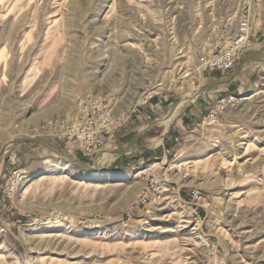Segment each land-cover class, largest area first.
Instances as JSON below:
<instances>
[{
    "label": "rangeland",
    "instance_id": "obj_1",
    "mask_svg": "<svg viewBox=\"0 0 264 264\" xmlns=\"http://www.w3.org/2000/svg\"><path fill=\"white\" fill-rule=\"evenodd\" d=\"M238 1L0 0V264H264V35L233 71L197 65ZM148 82L91 159L38 132L89 95L125 110Z\"/></svg>",
    "mask_w": 264,
    "mask_h": 264
},
{
    "label": "built area",
    "instance_id": "obj_2",
    "mask_svg": "<svg viewBox=\"0 0 264 264\" xmlns=\"http://www.w3.org/2000/svg\"><path fill=\"white\" fill-rule=\"evenodd\" d=\"M207 35L199 49L198 69L208 74L233 71L264 35V0H239L232 11L217 14L210 20ZM161 85L143 84L141 93L125 110L118 109L119 99L109 100L102 94L80 98L73 110L46 121L38 132L62 141L71 152L91 159L131 118L140 115L150 100L157 96ZM226 104L227 101L221 98L215 108L223 109ZM216 116V110H213L207 120L213 122ZM149 170L144 169L139 175ZM25 175L26 171L20 169L5 178L1 189L6 199L14 197ZM164 190L160 186L152 187L151 191L142 189L138 201L143 206L151 204ZM192 198L201 197L198 192H193ZM203 244L208 246L206 241Z\"/></svg>",
    "mask_w": 264,
    "mask_h": 264
},
{
    "label": "bare ground",
    "instance_id": "obj_3",
    "mask_svg": "<svg viewBox=\"0 0 264 264\" xmlns=\"http://www.w3.org/2000/svg\"><path fill=\"white\" fill-rule=\"evenodd\" d=\"M194 92H195V91H194ZM196 92H197V91H196ZM199 92H200V91H199ZM195 95H196V94H188V95H186V96L184 97V99H185V100H188V99L190 100V99H192L193 97H195ZM242 100H244V99H242ZM174 113H175V112H172L170 115H168V116L165 117V121H166L167 123H168V121L173 117ZM163 136H164V135H163ZM124 151H125V150H124ZM116 152H117V151H116ZM109 155H110V156H113L112 153L109 154ZM107 158H108V157L104 158V161H106ZM95 169H96V168H95ZM97 170H98V169H97ZM113 178L117 179V178H119V175L114 174V175H113Z\"/></svg>",
    "mask_w": 264,
    "mask_h": 264
},
{
    "label": "crops",
    "instance_id": "obj_4",
    "mask_svg": "<svg viewBox=\"0 0 264 264\" xmlns=\"http://www.w3.org/2000/svg\"><path fill=\"white\" fill-rule=\"evenodd\" d=\"M237 67V66H236ZM235 67V68H236ZM160 105V102L159 101H157V103L155 104V106L156 107H158ZM191 114V113H190ZM60 141V140H59ZM60 142H62V141H60ZM63 143V142H62ZM30 145H34V143H32V144H30ZM20 148V147H19ZM35 150V149H34ZM13 152V155H12V157H14L15 158V152L14 151H12ZM11 156V155H10ZM35 156V155H34ZM31 158H33V156L31 157Z\"/></svg>",
    "mask_w": 264,
    "mask_h": 264
}]
</instances>
